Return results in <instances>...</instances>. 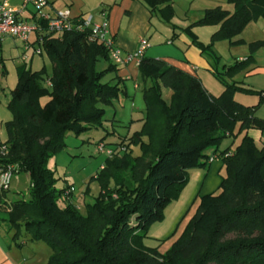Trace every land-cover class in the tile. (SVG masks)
<instances>
[{"label": "trees", "instance_id": "16d2710c", "mask_svg": "<svg viewBox=\"0 0 264 264\" xmlns=\"http://www.w3.org/2000/svg\"><path fill=\"white\" fill-rule=\"evenodd\" d=\"M138 1L166 22L174 16L172 0ZM227 2L234 6L233 13L220 7L208 10L197 23L218 26L213 44L192 40L208 57H214V42H231L250 22L264 19V0ZM263 46L264 42L253 43L251 50ZM44 51L53 66L47 81L51 93L40 86L45 69L33 72L25 65L18 69L19 83L8 105L14 117L6 124L9 160L0 159V167L17 168L29 175L31 183L30 199L11 205L10 229L24 228L32 241L46 243L52 250L48 264H264V147L259 149L249 134L264 132V120L256 116L264 91L251 106L235 100L238 92L255 93L239 86L227 85L215 98L196 75L145 56L138 69L144 82L151 80L152 85L143 89V129L116 144L99 142L116 153L93 177L101 193L83 215L67 199L72 187L57 191L48 164L64 149L67 133L103 126L105 108L122 89L119 83L102 80L118 66L97 70L101 60H112L107 48L91 41L88 32L47 39ZM254 61L251 56L237 67ZM164 89L172 92L170 100ZM44 96L50 99L43 106ZM237 128L245 134L240 146L219 152L223 140L234 137ZM134 147L140 148V156H133ZM215 155L227 171L218 191L201 197L195 215L167 254L146 247L149 229L163 221L167 207L180 198L190 171L206 169ZM61 196L64 207L58 204Z\"/></svg>", "mask_w": 264, "mask_h": 264}, {"label": "rangeland", "instance_id": "374dc122", "mask_svg": "<svg viewBox=\"0 0 264 264\" xmlns=\"http://www.w3.org/2000/svg\"><path fill=\"white\" fill-rule=\"evenodd\" d=\"M121 1L119 2V4ZM179 3L173 6L174 16L170 22H166L160 15H154L152 24L141 37L146 38L151 43L147 55L155 57V59H163L170 64L180 65L181 50L189 47L181 38L188 39V43H192L193 39L204 45L213 44V35L218 30V26H204L197 24L203 17L193 20L187 18L186 13L179 10ZM65 9L57 10L58 12ZM182 10V8H181ZM182 15H181V13ZM92 14H86L90 16ZM110 25V24H109ZM111 28V27H110ZM181 36V37H180ZM180 37V38H179ZM174 41V45H168V41ZM182 41V42H181ZM264 42V19L250 22L245 30L232 41L214 42L212 53L214 57H209L212 70H204L201 68L200 76L204 89L213 97H220L227 85L239 86L255 92L254 94H245L238 92L235 100L243 105H256L259 97L257 93L264 91V46L258 51L251 50V44ZM16 45L18 48H16ZM22 43L19 40L9 38L4 43L2 62L5 67L0 71V159L9 160L8 152L3 146L8 142V133L6 124L13 121V114L8 105L12 99V91L19 83L18 69L25 66L21 62L23 55ZM32 52L28 53L31 60ZM253 56L254 62L249 63L245 67L239 68V61L246 60ZM242 59V60H241ZM110 64L116 65L113 61L109 63L101 60L97 65V70L102 72L109 68ZM27 70L33 72L45 69L46 74L40 86L48 89L47 81L52 76V63L47 52L44 51L43 56H34L33 62L27 63ZM123 66H118L121 68ZM196 73V72H194ZM116 74L109 73L102 82L104 84H112ZM141 89L144 86L149 87L150 84L145 83L142 77L137 80ZM51 93V89L49 88ZM141 94V91H139ZM49 96L41 99V105H45L49 101ZM121 104L115 103L117 110ZM130 107L126 106V113H130ZM114 107L107 109V118L111 117ZM256 116L264 120V103L256 111ZM103 128H91L86 132L77 134L69 132L64 139L65 147L55 157L50 159L49 168L55 173L56 189L62 191L68 187H75L76 192L74 198H80L78 202L70 199L83 215L87 214L88 205L94 203V200L101 193L100 183L92 181L101 169L106 166L109 157L101 154L98 150V143L103 139ZM260 130L253 133L254 136L260 135ZM245 134L239 132L237 128L234 137H228L223 140L219 152L230 149L235 151L242 143ZM109 138H113L110 135ZM261 140V138H260ZM105 141V140H103ZM264 141L259 142V146L264 147ZM141 155L139 147L133 148V156ZM2 166V165H1ZM3 167H6L3 166ZM201 170L202 175L198 178L196 175ZM190 171V184L183 190V196L180 200L176 199L170 203L165 211V219L155 223L148 231V238L145 240V246L151 249H158L161 254H167L173 244L182 235L187 225L195 215L200 199L203 196L218 191L222 179L227 176L226 168L221 160L210 164L206 169ZM15 174L10 182V190L8 196L0 195V264H9L4 259L10 257V264H48L52 256L51 248L44 242H34L31 235L24 228L18 231L11 228L8 223L10 209L8 205L15 201L30 199L31 183L28 174ZM15 172V173H17ZM209 174V175H208ZM208 176V177H207ZM197 177V179H196ZM89 184V187H87ZM89 188V189H88ZM89 192V193H88ZM8 204H5V200ZM63 196L58 198V204L64 207ZM4 202V203H3ZM17 235V236H16ZM8 252H10L8 254ZM10 255V256H8Z\"/></svg>", "mask_w": 264, "mask_h": 264}, {"label": "crops", "instance_id": "0c3cea01", "mask_svg": "<svg viewBox=\"0 0 264 264\" xmlns=\"http://www.w3.org/2000/svg\"><path fill=\"white\" fill-rule=\"evenodd\" d=\"M1 1L2 0H0V2ZM48 1L51 6L50 9H48L49 12L51 11L56 12L57 10H61V9H70L73 13V16L75 17L86 16V14H92L97 20H102L103 18L108 19L110 24L109 26L111 27L110 30L113 36L115 37L116 44L125 53H133L138 49L139 42L141 41V39H143L141 36L147 30H149V27L152 24L153 16L150 14L148 9L138 0H48ZM120 1L121 3L119 4ZM227 1L228 0H172L173 6L175 4V10L178 8L176 7V3L178 2L179 10L185 12L186 15L184 16L189 18V20L190 18L196 20L201 17H204L205 13L208 10L216 9L219 7L233 13L234 6L228 4ZM21 5H22V0H10V7L12 8H20ZM25 17L30 19L31 15L27 14ZM181 39L184 42H186L187 45H189V47L188 48L185 47V49L183 47V49H180L182 56L181 58H184L183 60L181 59L180 65L177 64H172V65H175L183 69L184 71H187L196 76H200L203 79V76L201 75L202 73H200V71L198 70H201V68L204 70H212L209 57L207 55H203L200 52V50H198L192 43H188L189 42L188 39H184V38ZM7 40L8 39H6L5 42ZM4 43L0 48V61L2 66L0 71L3 69V67H5V64L2 62ZM167 44L174 45V41L173 40L168 41ZM16 48H18L17 45ZM146 57H151V56H148L146 53ZM33 58L34 56L32 55L31 60L29 59V61H27L24 64L27 65V63L29 62L32 63ZM151 58H155V57H151ZM114 73L116 74V78L113 79L114 81H112L111 85H116L119 83L120 88L122 90L120 97L113 102L112 106H109L110 108L114 107V112L112 116L107 118V120L104 122L102 126L104 130L103 140H105V142L108 144H116L123 138H131L134 134L141 132L144 126L145 114H146L145 103L143 98V90L141 89V86L137 83L139 75L141 77L138 67L134 64H131L128 66H123L121 68H118ZM146 83L150 84L149 86L152 85L151 80H148ZM260 88L264 89V87H260ZM139 91H141V94H139ZM163 94L167 100H170L172 96V92L170 90L164 89ZM116 102L117 105L118 103L121 104L120 105L121 107H119L120 110L116 109L115 107ZM126 106L130 107L128 108L130 113L125 112ZM109 107L105 108L106 113ZM256 131L257 130H251L249 134L255 140L257 147L259 149H262L263 147L259 146V142L264 141V132L259 131L260 135L256 137L253 135V133ZM110 135H113V138H109ZM196 175L199 178L202 175L201 170ZM87 187H89V184ZM72 198L74 201L76 199V202L81 200L80 199L81 197L80 198L72 197ZM6 203L8 204L7 199L5 200V204ZM7 208H9L11 211V207L9 205ZM9 253L10 252H8V254ZM4 261H8V263L10 264L9 262L10 257L4 259Z\"/></svg>", "mask_w": 264, "mask_h": 264}, {"label": "built area", "instance_id": "2783aa9c", "mask_svg": "<svg viewBox=\"0 0 264 264\" xmlns=\"http://www.w3.org/2000/svg\"><path fill=\"white\" fill-rule=\"evenodd\" d=\"M50 7L48 0H22L20 8H12L10 0H2L0 2V48L6 39L19 40L24 50L21 60L26 63L30 59L29 52H32L33 56L44 55V44L47 39L59 38L66 32H88L91 41L101 43L107 48L111 60L117 66L134 64L139 67L151 47L149 40L143 38L135 52L125 53L117 46L108 19L97 20L93 15L75 17L70 9L49 12ZM27 14L31 15L30 19L25 17ZM1 67L0 61V69ZM47 85L50 87L51 83L48 82ZM3 148L7 151L6 146ZM98 150L109 158H113L116 153V149L105 143H99ZM120 150L125 151L124 148ZM228 156L231 154H227L226 157ZM218 160H220L219 156L215 155L210 158L209 163L212 164ZM17 171L18 169L12 166L0 167V195L9 192L10 182L12 177L18 174ZM75 192V187L70 188L66 192L67 199L70 200Z\"/></svg>", "mask_w": 264, "mask_h": 264}]
</instances>
